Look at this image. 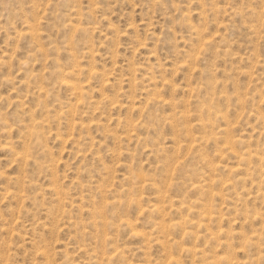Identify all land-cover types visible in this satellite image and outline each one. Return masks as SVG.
<instances>
[{"label":"rangeland","instance_id":"374dc122","mask_svg":"<svg viewBox=\"0 0 264 264\" xmlns=\"http://www.w3.org/2000/svg\"><path fill=\"white\" fill-rule=\"evenodd\" d=\"M262 158L264 0H0V264H264Z\"/></svg>","mask_w":264,"mask_h":264},{"label":"bare ground","instance_id":"6f19581e","mask_svg":"<svg viewBox=\"0 0 264 264\" xmlns=\"http://www.w3.org/2000/svg\"><path fill=\"white\" fill-rule=\"evenodd\" d=\"M227 134V133H226ZM231 138V137H230ZM225 144H227V142L225 143ZM233 145V144H232ZM228 147V146H227ZM229 150V149H228ZM262 159H264V158H262ZM193 186V185H192ZM195 187V186H194ZM200 187V186H199ZM203 204V203H202ZM205 204V203H204ZM207 212V211H206ZM209 213V212H208ZM207 213V214H208ZM203 214V213H202ZM177 222V221H176ZM156 226V225H155ZM161 226V225H160ZM174 226V225H173ZM163 227H165V226H163ZM165 242V241H164ZM165 245V244H164Z\"/></svg>","mask_w":264,"mask_h":264}]
</instances>
